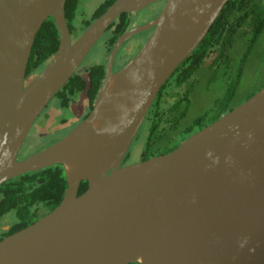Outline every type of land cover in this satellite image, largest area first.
Instances as JSON below:
<instances>
[{
    "label": "water",
    "instance_id": "water-1",
    "mask_svg": "<svg viewBox=\"0 0 264 264\" xmlns=\"http://www.w3.org/2000/svg\"><path fill=\"white\" fill-rule=\"evenodd\" d=\"M228 1L115 0L73 40L67 0H0V187L54 165L68 184L55 209L0 241V264H264V87L173 151L123 165L162 87ZM159 2L155 18L114 44L89 115L18 160L36 119L113 22ZM50 17L58 51L29 79ZM152 29L115 71L122 45Z\"/></svg>",
    "mask_w": 264,
    "mask_h": 264
},
{
    "label": "trees",
    "instance_id": "trees-1",
    "mask_svg": "<svg viewBox=\"0 0 264 264\" xmlns=\"http://www.w3.org/2000/svg\"><path fill=\"white\" fill-rule=\"evenodd\" d=\"M114 1L104 0L89 19L82 20L80 0H67L65 14L71 34L78 31L80 36ZM131 17L132 13L120 15L103 36L109 56L118 38L133 27ZM263 36L264 0H229L206 37L181 63L155 99L140 130L147 134V138L139 161L173 151L192 134L229 113L264 87L263 83L256 92L243 100H236L247 65ZM59 45L60 33L50 17L36 36L27 76L40 72L56 55ZM109 56L101 64H82L56 94L60 107H69L76 98H86L89 107L82 119L89 115L103 85ZM206 75L208 81L201 90L200 81ZM218 80L221 85H215ZM132 161L134 159L127 154L124 164ZM67 186L62 165L29 172L4 183L0 187V225L11 222V227L0 234V241L55 209ZM88 186V181H82L78 194L84 193ZM10 213L15 214L12 221L6 218Z\"/></svg>",
    "mask_w": 264,
    "mask_h": 264
},
{
    "label": "rangeland",
    "instance_id": "rangeland-1",
    "mask_svg": "<svg viewBox=\"0 0 264 264\" xmlns=\"http://www.w3.org/2000/svg\"><path fill=\"white\" fill-rule=\"evenodd\" d=\"M104 0H80L79 12L81 13L82 20L89 19L93 12L99 7ZM156 3L152 8H146L144 10L135 12L132 14L131 21L132 26L141 25L147 23L152 17L156 15V9L159 8V4ZM158 12V11H157ZM83 21H81L82 23ZM84 24V22H83ZM80 33L73 32L72 39L75 40ZM105 35V34H104ZM103 35V36H104ZM143 35L145 38L142 43L151 35V32L146 31L133 37L125 42L124 47L120 49L117 54L114 70L116 71L119 67L123 66L126 61L132 58L140 49L141 45L136 47L138 38ZM96 43L94 48L91 50L89 55L83 62V65L92 66L95 64L104 63L107 59L108 50L104 37ZM123 46V45H122ZM82 65V66H83ZM208 81V75L204 76L200 81L199 88L203 90L206 87ZM264 83V36L260 39L257 44L255 52L247 65L245 75L238 88L236 100H243L248 94L256 92L259 87ZM222 82L219 80L215 82V85H221ZM198 95V94H197ZM89 103L86 98H76L67 108L60 107V101L57 97H54L44 111L34 122L27 140L26 146H30L29 152H37L45 149V147L55 143L66 134L71 132L83 119L82 117L88 111ZM141 130V129H140ZM138 137H136L128 151L130 158L137 160L142 154L141 151L145 144L147 134L139 131ZM30 140H36L29 145ZM25 148V145H24ZM127 156V155H126ZM7 220H14L15 214L10 213L6 216ZM1 223V221H0ZM7 225V223H5Z\"/></svg>",
    "mask_w": 264,
    "mask_h": 264
},
{
    "label": "flooded vegetation",
    "instance_id": "flooded-vegetation-1",
    "mask_svg": "<svg viewBox=\"0 0 264 264\" xmlns=\"http://www.w3.org/2000/svg\"><path fill=\"white\" fill-rule=\"evenodd\" d=\"M159 4V8L158 9H156L155 11H156V15L154 16V17H152L151 18V20L153 19V18H155L158 14H159V12L161 11V9L163 8V6H164V2H159L158 3ZM157 4V5H158ZM154 5H156V4H154ZM154 5H151V6H149L148 8H152ZM158 11V12H157ZM133 13H135V12H133ZM132 13V14H133ZM150 20V21H151ZM149 22V21H148ZM133 27H135V26H133ZM152 31H153V29L152 30H149V32H151L152 33ZM146 32V31H145ZM144 33V32H143ZM141 33H139V34H137V35H135L134 37H138V35H140ZM139 40H138V42H137V44H136V47L137 46H139V45H143V40L145 39L144 37H143V35H141L139 38H138ZM147 40V39H146ZM145 40V41H146ZM144 41V42H145ZM141 48V47H140ZM115 61H116V59H115ZM127 62V61H126ZM125 64V63H124ZM114 65H115V63H114ZM119 68L117 69V70H119L121 67H122V65L121 66H119V64L117 65ZM116 70V71H117ZM31 78H33V75H31V76H29V79H31ZM34 141H36L35 139L34 140H30V138H29V145L30 144H32ZM26 143V142H25ZM24 143V145H25V148H24V145H23V148L21 149V151H20V153H19V155H18V160H22V159H24V158H27L28 156H30V155H32V154H34V152H32V153H30L29 152V148H30V146H26V144ZM50 146V145H49ZM48 147V146H47ZM47 147H45V148H47ZM38 152V151H37ZM36 153V152H35ZM141 156L142 155H140L139 156V158L137 159V160H134V161H132V162H130V163H128V164H131V163H134V162H137V161H139L140 159H141ZM123 165H126V164H124V162H123ZM11 222H8L7 223V225L6 224H2V225H0V234H2V232L5 230V231H9L10 230V227H11Z\"/></svg>",
    "mask_w": 264,
    "mask_h": 264
}]
</instances>
